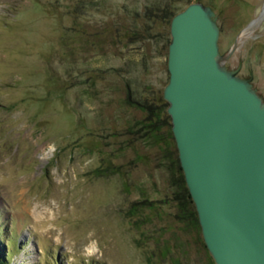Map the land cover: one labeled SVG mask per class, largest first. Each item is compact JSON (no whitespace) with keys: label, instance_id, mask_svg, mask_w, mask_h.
I'll return each instance as SVG.
<instances>
[{"label":"rangeland","instance_id":"1","mask_svg":"<svg viewBox=\"0 0 264 264\" xmlns=\"http://www.w3.org/2000/svg\"><path fill=\"white\" fill-rule=\"evenodd\" d=\"M197 1L214 12L219 52L236 41L223 65L264 101V0H0L10 264H216L177 199L162 95L171 19Z\"/></svg>","mask_w":264,"mask_h":264},{"label":"water","instance_id":"2","mask_svg":"<svg viewBox=\"0 0 264 264\" xmlns=\"http://www.w3.org/2000/svg\"><path fill=\"white\" fill-rule=\"evenodd\" d=\"M163 90L185 185L216 264H264V101L223 61L213 10L170 23ZM240 66V65H239Z\"/></svg>","mask_w":264,"mask_h":264},{"label":"trees","instance_id":"3","mask_svg":"<svg viewBox=\"0 0 264 264\" xmlns=\"http://www.w3.org/2000/svg\"><path fill=\"white\" fill-rule=\"evenodd\" d=\"M164 106H166V104H163ZM159 109L161 108V106L160 107H158ZM150 110H151V108H150ZM152 115H154V113H152ZM147 126H149V127H154V129H156L155 128V126H154V122H148L147 124H146ZM177 169L179 170V177H178V179L175 181V183L174 184H176L177 183V181H178V183L181 185V192L179 191V196H177V199H179L180 201H181V203H183L182 205L185 207V204L187 205L188 203L192 206V211H191V214L193 215V217H194V221L196 222V223H198V219H197V214H196V210H195V207H194V205H193V202H192V199H191V197H190V194H189V192H188V190H187V187H186V185H185V181H184V176H183V172H182V169H181V167H180V164H177ZM180 195H182V196H180ZM199 224V223H198ZM3 250V249H2ZM0 252H1V249H0ZM12 255V252L10 251V250H6V253H5V255H2V253L0 254V264H10L9 263V257Z\"/></svg>","mask_w":264,"mask_h":264},{"label":"bare ground","instance_id":"4","mask_svg":"<svg viewBox=\"0 0 264 264\" xmlns=\"http://www.w3.org/2000/svg\"><path fill=\"white\" fill-rule=\"evenodd\" d=\"M90 248V247H89Z\"/></svg>","mask_w":264,"mask_h":264}]
</instances>
